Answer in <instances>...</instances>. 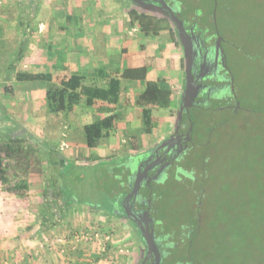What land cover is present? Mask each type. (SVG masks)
Here are the masks:
<instances>
[{
  "label": "crops",
  "instance_id": "obj_1",
  "mask_svg": "<svg viewBox=\"0 0 264 264\" xmlns=\"http://www.w3.org/2000/svg\"><path fill=\"white\" fill-rule=\"evenodd\" d=\"M131 2L0 0L1 39L15 42L12 50L1 49V58L11 59L22 41L27 42L21 59L15 61L16 72H49L56 83L78 73L87 84L97 86H107L112 77L121 79L117 104L99 101L87 106L83 99L72 111L51 114L46 82L5 80V74L0 75V102L9 118L4 123H19L53 146L50 152H36L45 157L49 171H54L52 177L47 176L48 182L43 175L33 181L31 176L30 189L21 197L0 186V264L149 263L148 251H143L145 239L127 216L120 215L122 199L118 196L122 189L133 187L131 194L137 182L139 189L123 200L139 195L149 183L152 169L146 165L154 158L155 148L179 126L183 129L188 60L176 26L167 21L165 28L146 32L132 21L129 11L136 8L149 13V9ZM154 12L159 19L168 18L162 11ZM148 82L169 91L171 99L167 107L145 103L152 108L151 132L144 130L143 108L138 103ZM6 85L10 94L5 93ZM101 106L116 112L118 118L100 144L90 147L84 126L110 113L100 110ZM3 117L4 112L0 122ZM62 170H66L64 178ZM88 184L106 194L88 198L86 190L77 192L78 186L91 188ZM64 185V200L70 205L62 210L53 203L63 201ZM92 230L99 234L94 241L76 239L81 232ZM162 261L173 264L167 254Z\"/></svg>",
  "mask_w": 264,
  "mask_h": 264
},
{
  "label": "rangeland",
  "instance_id": "obj_2",
  "mask_svg": "<svg viewBox=\"0 0 264 264\" xmlns=\"http://www.w3.org/2000/svg\"><path fill=\"white\" fill-rule=\"evenodd\" d=\"M214 1L219 4L213 13L210 11L212 0H202L201 3L199 0L201 7L195 13L199 18L204 17L206 28L212 35L217 22L220 36L225 35L245 48L240 56L233 57L231 53L234 58L231 92L241 103V106L238 104L241 111L231 117L230 111L223 114L206 111L208 116L200 123L203 134L198 142L202 145L196 147L193 161L182 168L177 166L169 173L170 180L163 185L171 190V194H161L156 219L160 216L159 223L164 221L167 225L169 236L162 242V247L167 259H173V264H264V0ZM149 13L155 14L151 9ZM225 45L228 48V44ZM14 46L12 40L5 45L8 50ZM7 61L9 57L2 59L1 76H7ZM2 86L0 81V88ZM1 102L0 117L4 111ZM221 103L213 100L210 106ZM6 120L9 119L4 116L0 122V134L14 127L12 122L4 123ZM195 124L199 127L197 121ZM34 142L32 139L26 142L30 147L28 159L24 152L21 153L20 163L27 165L25 162H28V169L24 166L26 169L21 170V176L27 179L32 176L33 181L43 175L48 182L53 172L45 170V157L36 152L39 147H35ZM173 172L178 174L176 180H183V184L189 181L191 185L196 183L207 188L206 194L198 196L202 198L199 201L202 203L200 222L196 219L199 213L193 204L196 193L185 189L183 184H176ZM191 175H196V181ZM88 185L91 188L78 186L77 192L86 190L88 198L100 194L93 184ZM121 191L119 198L125 194L124 189ZM105 194L103 192L100 196ZM136 231L141 237L142 231ZM78 235L77 240L81 239ZM145 243L143 251L147 253L146 240Z\"/></svg>",
  "mask_w": 264,
  "mask_h": 264
},
{
  "label": "trees",
  "instance_id": "obj_3",
  "mask_svg": "<svg viewBox=\"0 0 264 264\" xmlns=\"http://www.w3.org/2000/svg\"><path fill=\"white\" fill-rule=\"evenodd\" d=\"M131 3H134L135 5L143 6L146 9H153L154 7L147 4H141L136 2L135 0H131ZM168 3V0H165ZM171 3H177L178 5L182 3V1L185 0H169ZM197 0H186L185 6H182L181 14H177L182 20L183 16H190V15H197L195 13V10L197 7L195 6ZM214 2V0H212ZM149 2H152L149 0ZM157 1H155L156 3ZM159 2V1H158ZM157 4V3H156ZM158 5V4H157ZM214 8L212 7V10H210L213 13ZM166 16L169 17L168 19L174 23V21L171 19L170 14L165 11ZM164 13V14H165ZM211 13V14H212ZM130 17L133 22H137L146 32H157L161 28H165V22L168 21L167 18L165 19H159L152 14L146 13V12H140L136 8H132L129 11ZM175 24V23H174ZM176 26V24H175ZM176 30L177 26H176ZM179 33V31H178ZM1 29H0V53L1 49L5 47L6 42L1 39ZM27 45V42L22 41V45L20 44L19 50L17 53L13 54L14 57L9 59L6 71L7 76H5V80H11L15 78L18 81H44L47 84V108L48 112L51 114L60 113V112H69L72 111L76 105L81 103L84 99L85 104L87 106H94L99 101H104L110 104H117L120 100L121 95V79L118 77H112L107 86H97L93 84H87L85 82V78L83 75L74 73L70 75L68 78L63 79L62 81L56 83L54 82L53 75L51 73H33V72H27V71H15V61H18L21 59V56L23 55V51ZM1 55V54H0ZM2 62V58L0 56V64ZM5 91H12L11 88L6 85L4 87ZM170 92L163 90L159 88L158 83L155 82H148L147 88L144 91V93L139 97L138 103L143 108V125L144 130L146 132H151L153 128V116H152V108L147 104H157L161 107H167L170 105ZM147 103V104H145ZM100 110L110 111L108 108L104 107H98ZM4 116L7 118V114L5 113V108L3 109ZM118 114L114 111H110L108 115H106L103 118H99L95 120L92 123H88L84 126V134L86 143L90 147L98 146L101 142V139L105 137L110 130H112L115 126V123L117 121ZM9 119V118H7ZM193 120L189 121V124L192 123ZM13 128L7 129L1 131L0 134V186H2L6 191H8L11 194H14L16 196H24L30 189V184L27 178H24L21 176L22 171L26 168L28 169V162H25V158L28 159L30 156V147H27L26 142L28 139L36 140V142L41 145L40 150L49 151L53 146L46 142L40 141L37 137L33 136L25 127H22L21 124L12 122ZM25 146L27 149H25ZM35 151V149H33ZM38 150V149H37ZM25 153V158H22V161L25 162L27 165H22L21 162V153ZM50 152V151H49ZM45 162V160H44ZM26 166V168L24 167ZM43 166L45 167V170H50L47 163H43ZM24 168V169H23ZM54 172V171H52ZM66 174V170H62L61 176L64 178ZM191 174V173H189ZM194 174V173H193ZM173 178L175 179L176 184H183V180H176V174H172ZM194 180L196 181V175H191ZM183 178V177H179ZM158 185V184H157ZM179 185V186H180ZM178 186V187H179ZM192 186V187H191ZM62 202H59L56 200L53 205L60 206L62 210L67 209V207L70 205V203H65L64 197L66 195V186H62ZM163 188H159V191L157 190L156 193H151L152 187L144 186L142 188L141 195L144 197V199H152V201H155V196L158 195L157 201L161 199V194H171V190L167 188H164V186H161ZM183 187L188 190H193V192L196 193V197L194 200L195 210L199 213L196 215V219L198 222H200L201 216V205L199 201L202 199L198 196H203L207 188L205 186L197 185L196 183L191 185L189 181H186L183 184ZM133 187H130L127 191H125V194L120 198L121 201V207L122 211H120V215L127 216V208L128 204H130V201L123 200L126 198L129 193L132 191ZM49 192V191H48ZM47 194H50L48 193ZM65 194V195H64ZM153 194V195H152ZM203 194V195H202ZM160 197V198H159ZM138 199V198H137ZM203 201V200H202ZM146 202V201H145ZM159 203V202H158ZM126 205V206H125ZM147 203L144 205L146 207ZM51 207V206H49ZM54 207V206H53ZM57 208V207H56ZM159 211L156 210L155 213L158 214ZM198 216V217H197ZM158 221L161 219L160 216H157ZM163 219V218H162ZM162 221V220H161ZM159 225L166 226V223L164 224V221ZM159 226V228H161ZM167 232V233H166ZM160 233V232H159ZM165 237L169 236L168 231L165 230L164 232ZM141 234V233H140ZM161 234V233H160ZM159 234V237H160ZM184 235V234H183ZM143 237V235H142ZM144 238V237H143ZM158 244V243H157ZM164 244V243H163ZM264 245V243H263ZM162 246V245H161ZM159 247V246H158ZM160 250V249H159ZM161 251V250H160Z\"/></svg>",
  "mask_w": 264,
  "mask_h": 264
},
{
  "label": "flooded vegetation",
  "instance_id": "obj_4",
  "mask_svg": "<svg viewBox=\"0 0 264 264\" xmlns=\"http://www.w3.org/2000/svg\"><path fill=\"white\" fill-rule=\"evenodd\" d=\"M177 1L178 0H176V2ZM185 1H182V3L178 5L177 3H171L168 0V4L173 7L177 14H181L180 12L182 6H185ZM201 1L202 0H200V3ZM156 3L158 5L160 4L158 1ZM198 3L199 0L195 3L197 8L201 7ZM218 4V2L214 1L213 8L215 9L216 6L218 8ZM152 10L162 11L163 13L166 11L165 9H160L158 7H154ZM203 20L204 17L199 18L197 15L183 16L184 26L193 42L194 64L192 72L195 76L197 85L196 95L192 105L188 109L184 108L185 111L182 118V125H184L183 129L179 126L172 135L163 140L155 148L154 158L147 162L146 168L152 169L147 177V181L149 180V186L153 188L151 193H156L157 190L159 191V188L164 186V182L167 181L166 184L168 183L170 180V170L172 167H176V163L179 168H182L185 167V164L188 162L193 161L194 156H196L197 153L196 147L202 145V143L198 142L203 134V128L200 123H202V121L208 116L206 112L207 110H213L216 114L219 112H222L220 114H223L224 112L230 111L229 117L238 115L241 111V109L238 108V104L241 106V103L236 99V96L234 98V94L231 92V87H233L232 81L234 75L233 57L237 55L240 56V52H243L245 48H241L235 41L223 35L221 41L223 51L222 49H218L217 51V38L218 35L221 34V31L217 26V19L214 20L216 24H214L215 33L213 35L206 28V24ZM180 36L182 38L181 34ZM225 43L228 44V48H226ZM231 53H233V57L231 56ZM263 61L262 58V62ZM213 100L221 101L222 103L218 106L211 107L210 103ZM190 120L193 121L189 124ZM223 120L226 121L227 119L224 118ZM195 121H197L199 127H196ZM158 172H160V174L156 177ZM142 188L139 195L137 197H132L130 204H128V206L131 207V213L130 215H127V217H129L128 219L131 223L136 226L139 233L142 231L141 235H143L140 223L145 225V218L149 211V223L151 228H154L155 238L161 251L158 263L154 253L148 256L147 261L149 262L148 264H163L162 260L165 257V254L163 253L164 248L161 245L165 238L167 239L164 235L166 228L165 225L159 228L160 221H157L155 213L156 209L159 210L157 205L161 201H157L158 195L155 196V201H152L150 198L147 200L144 199L141 195ZM164 188L166 187L164 186ZM146 203L147 205L144 207ZM166 246L168 245L166 244Z\"/></svg>",
  "mask_w": 264,
  "mask_h": 264
},
{
  "label": "water",
  "instance_id": "obj_5",
  "mask_svg": "<svg viewBox=\"0 0 264 264\" xmlns=\"http://www.w3.org/2000/svg\"><path fill=\"white\" fill-rule=\"evenodd\" d=\"M138 3L141 4H149L150 6H154V7H158L160 9H165L167 11L168 14H170L171 19L174 21V23L177 26L178 31L180 32V34L182 35V38L184 40L185 46H186V51H187V85H186V91H185V97H184V107L186 109H188L191 105L192 102L195 98L196 95V80H195V76L192 72V68H193V64H194V49H193V42L191 40L190 35L187 33L186 28L184 26V22L183 20L177 15V13L175 12V10L173 9V7H171L167 1L165 0H151L152 2H149V0H135ZM155 1H159V5H157L155 3ZM223 37L218 35V39H217V48L216 50L218 51V49H222V41ZM184 107L181 108V114L184 110ZM147 170V169H145ZM160 174V172H158V174L156 175V177ZM139 189V183L137 182V185L135 186L133 192L130 195V197L133 195V193H135L137 190ZM131 213V207L128 206L127 207V215H130ZM149 211L147 212V216L145 218V225L142 223H140L142 230H143V237L147 242L148 245V253L149 255L151 254H155L157 263L159 262V258H160V250L155 238V234H154V228H151L150 223H149ZM148 255V256H149ZM147 256V257H148ZM146 257V259H147ZM156 263V264H157Z\"/></svg>",
  "mask_w": 264,
  "mask_h": 264
},
{
  "label": "built area",
  "instance_id": "obj_6",
  "mask_svg": "<svg viewBox=\"0 0 264 264\" xmlns=\"http://www.w3.org/2000/svg\"><path fill=\"white\" fill-rule=\"evenodd\" d=\"M65 145H67L66 143H65ZM80 240H84V241H94L97 237H98V233L95 231H86V232H81L80 234ZM79 235H78V238H79ZM67 264H75V263H72V262H68Z\"/></svg>",
  "mask_w": 264,
  "mask_h": 264
}]
</instances>
